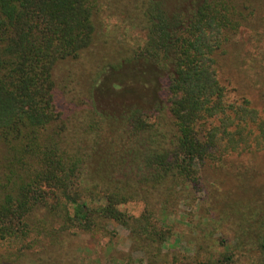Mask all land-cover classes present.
<instances>
[{
	"label": "trees",
	"instance_id": "16d2710c",
	"mask_svg": "<svg viewBox=\"0 0 264 264\" xmlns=\"http://www.w3.org/2000/svg\"><path fill=\"white\" fill-rule=\"evenodd\" d=\"M96 1L0 0V247L30 250L54 220L59 231L89 235L112 223L158 263L169 230L154 217L198 184L202 165L264 153V119L243 97L229 98L218 74L224 47L264 0H199L184 11L177 0H138L145 37L135 57L165 73L162 105L126 114V150L116 158L96 151L100 129L91 149L68 144L53 95L55 64L93 40ZM164 117L168 132L157 128ZM129 202L142 204L138 216L120 209ZM258 247L264 255V236Z\"/></svg>",
	"mask_w": 264,
	"mask_h": 264
},
{
	"label": "rangeland",
	"instance_id": "374dc122",
	"mask_svg": "<svg viewBox=\"0 0 264 264\" xmlns=\"http://www.w3.org/2000/svg\"><path fill=\"white\" fill-rule=\"evenodd\" d=\"M96 2L93 40L76 58L55 64L53 95L61 114L57 126L67 143L91 149L100 129L96 151L102 157L106 152L108 158H116L127 145L123 118L134 108L162 105L160 81L165 73L135 57L145 37L138 0ZM177 2L184 11L199 0ZM218 63L229 98L243 97L264 119V4L224 47ZM169 125L164 117L157 128L168 132ZM82 130H88L85 145L79 140ZM110 143L112 152L108 151ZM3 153L0 148V166ZM198 176L195 187L185 189L178 201L154 217L158 226L169 230L158 263L137 251L121 226L109 223L104 233L89 235L59 231L54 220L47 224L51 235L32 249L18 253L0 247V264H197L222 257H229L223 264H262L258 243L264 236V153L230 154L204 163ZM120 209L136 217L142 204L129 202Z\"/></svg>",
	"mask_w": 264,
	"mask_h": 264
}]
</instances>
